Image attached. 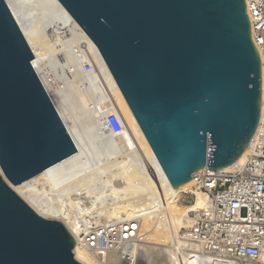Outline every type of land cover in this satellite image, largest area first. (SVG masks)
<instances>
[{
	"label": "water",
	"instance_id": "obj_1",
	"mask_svg": "<svg viewBox=\"0 0 264 264\" xmlns=\"http://www.w3.org/2000/svg\"><path fill=\"white\" fill-rule=\"evenodd\" d=\"M97 45L177 188L247 149L262 70L246 0H60ZM0 0V264H83L75 238L12 188L77 151Z\"/></svg>",
	"mask_w": 264,
	"mask_h": 264
},
{
	"label": "bare ground",
	"instance_id": "obj_2",
	"mask_svg": "<svg viewBox=\"0 0 264 264\" xmlns=\"http://www.w3.org/2000/svg\"><path fill=\"white\" fill-rule=\"evenodd\" d=\"M6 1L34 53L33 67L78 148L12 189L41 216L62 221L79 241L81 232L66 206L75 208L80 195L89 205L80 209L86 213L85 219L94 217L91 197L95 194L100 200L97 191L118 178L119 186L111 195L116 202L105 204L109 198H102L96 214L112 219L118 214L135 213L138 249L126 250L124 264H161L172 236L189 227L194 213L210 200L198 193L190 206L173 208L181 192L194 181L174 188L168 180L97 45L60 0ZM263 112L264 103L260 120ZM133 145L138 153L131 151ZM249 150L250 145L223 169L233 170ZM110 172L112 177L108 176ZM75 258L83 264L118 261L116 254L98 257L79 243ZM261 261L264 264V255Z\"/></svg>",
	"mask_w": 264,
	"mask_h": 264
},
{
	"label": "built area",
	"instance_id": "obj_3",
	"mask_svg": "<svg viewBox=\"0 0 264 264\" xmlns=\"http://www.w3.org/2000/svg\"><path fill=\"white\" fill-rule=\"evenodd\" d=\"M246 6L261 58L264 102V0H246ZM249 145L245 160L233 170L216 171L205 166L193 173L194 184L181 192V198L185 196L193 203L201 193L210 203L198 208L189 227L172 236L166 260L161 264H263L264 112ZM116 186L119 180L112 183V190ZM105 191V188L97 191L100 200L95 194L90 199L94 217L85 219L86 213L80 209H87L89 205L82 202L80 195L75 208L66 206L81 232L79 241L74 237L75 247L79 243L98 257L116 254V264H124L126 250L138 249L137 216L124 213L107 219L96 214L102 198L107 199ZM115 200L112 196V204ZM110 201L105 200V204Z\"/></svg>",
	"mask_w": 264,
	"mask_h": 264
},
{
	"label": "rangeland",
	"instance_id": "obj_4",
	"mask_svg": "<svg viewBox=\"0 0 264 264\" xmlns=\"http://www.w3.org/2000/svg\"><path fill=\"white\" fill-rule=\"evenodd\" d=\"M30 22H31V20H30ZM49 46V45H48ZM54 56V52L53 53H51V54H49V56H48V58H47V60H51V58ZM120 133H121V135H123L125 132L123 131V129H121V131H120ZM126 136V135H125ZM135 145V144H134ZM134 145L133 146H130V149H131V151H133V153H138V148L137 147H134ZM127 151H129V150H127ZM112 172V171H111ZM110 172V174H108V176L109 177H112V173ZM117 180H119L118 178H117ZM116 180V181H117ZM112 185V184H111ZM111 185L110 186H108V187H106V196L110 199V200H112V187H111ZM108 188V189H107ZM181 198V197H180ZM57 200V199H56ZM55 199L53 200V199H51L50 201L51 202H57ZM191 199H189V198H186L185 196H182V198L180 199V200H178L177 202H176V204H172V205H174L173 206V208H179V207H184V206H190V203L191 202H189ZM172 205H170V206H172ZM192 205V204H191ZM121 207H124V205H123V202H122V204H121Z\"/></svg>",
	"mask_w": 264,
	"mask_h": 264
}]
</instances>
